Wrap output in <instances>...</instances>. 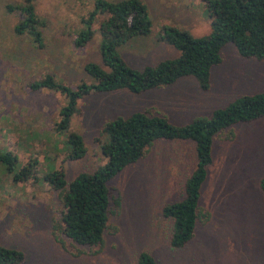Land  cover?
<instances>
[{
  "label": "rangeland",
  "instance_id": "1",
  "mask_svg": "<svg viewBox=\"0 0 264 264\" xmlns=\"http://www.w3.org/2000/svg\"><path fill=\"white\" fill-rule=\"evenodd\" d=\"M21 1L0 0V151L16 155L18 168L33 161L35 168L20 182L0 167V246L21 252L20 264H134L142 251L157 264H264V195L259 189L264 180V117L236 124L213 141L200 198L208 219L197 223L193 239L181 250L169 248L170 223L160 210L181 198L195 162L189 141H157L109 181L108 231L100 247L69 241L62 247L54 240L51 224L58 220L61 204L42 181L43 174L61 166L69 181L103 166L100 145L107 139L99 133L116 116L155 111L170 123L183 125L209 118L240 96L264 92V61L239 57L229 43L221 50V63L210 71L206 91L187 77L141 95L117 91L84 97L69 131L81 137L86 153L66 161L65 135L54 131L64 98L47 90L30 92L28 84L47 75L69 89L92 82L83 67L101 65L99 35L96 30L90 42L75 48L73 34L80 29L81 17L92 10L93 0H35V14L43 26L41 48L26 34L12 31L19 17L8 13L6 6ZM140 1L147 7L151 33L118 48L132 69L178 56L173 47L158 41L164 25L192 37L209 33L202 0Z\"/></svg>",
  "mask_w": 264,
  "mask_h": 264
},
{
  "label": "trees",
  "instance_id": "2",
  "mask_svg": "<svg viewBox=\"0 0 264 264\" xmlns=\"http://www.w3.org/2000/svg\"><path fill=\"white\" fill-rule=\"evenodd\" d=\"M209 18V33L192 37L185 30L162 26L158 41L173 47L178 56L141 70L130 68L118 53V48L133 39L151 33L147 7L140 0H93V8L80 19V29L73 34V45L79 48L99 35L100 64L87 63L83 67L91 83L80 82L69 89L51 76L28 84L30 92L47 90L59 94L65 104L59 109L57 134L65 135L66 161L85 156L81 137L69 131L71 118L78 112V103L86 96L124 91L141 95L174 84L181 78H192L201 91L209 88L210 71L221 63V50L231 44L244 59L264 61V0H202ZM35 0H22L7 5L8 13H17L19 20L12 31L24 35L38 48L42 47V23L35 14ZM98 18L101 20L95 27ZM264 117V92L243 95L222 109H216L209 118L192 119L187 124L170 123L162 114L133 112L126 117L116 116L105 122L99 133L106 143L100 145L105 164L91 172H80L71 180L65 179L61 166L42 175V181L57 193L61 204L58 220L51 224L54 240L82 247H100L108 231L110 213V180L125 168L134 165L153 143L189 141L195 151L194 166L185 179L181 198L165 203L161 217L169 221L168 246L181 250L194 236L197 223L207 222L208 215L200 206L201 188L211 164L212 143L225 130L239 123H248ZM98 137V138H99ZM97 138V142H98ZM99 143V142H98ZM35 161L18 168L16 155L0 151V167L14 181L24 182L34 172ZM264 195V180L259 181ZM117 202L115 206H117ZM23 255L17 250L0 246V264H20ZM134 264H157L147 252H139Z\"/></svg>",
  "mask_w": 264,
  "mask_h": 264
},
{
  "label": "crops",
  "instance_id": "3",
  "mask_svg": "<svg viewBox=\"0 0 264 264\" xmlns=\"http://www.w3.org/2000/svg\"><path fill=\"white\" fill-rule=\"evenodd\" d=\"M159 90V89H158Z\"/></svg>",
  "mask_w": 264,
  "mask_h": 264
}]
</instances>
